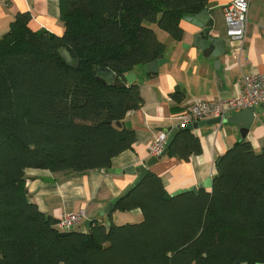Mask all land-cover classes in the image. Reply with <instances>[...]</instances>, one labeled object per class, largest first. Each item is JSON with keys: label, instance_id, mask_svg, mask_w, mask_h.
<instances>
[{"label": "trees", "instance_id": "1", "mask_svg": "<svg viewBox=\"0 0 264 264\" xmlns=\"http://www.w3.org/2000/svg\"><path fill=\"white\" fill-rule=\"evenodd\" d=\"M211 1L60 0L62 36L32 30L29 13L15 18L0 38V264H264V148L247 140L220 157L210 192L172 197L149 171L116 206L140 210L142 220H93L91 234L61 232L26 188L28 169L111 170L133 149L136 132L123 123L143 99L124 77L164 56L154 26L179 43L183 18ZM200 154V139L182 131L167 156Z\"/></svg>", "mask_w": 264, "mask_h": 264}, {"label": "crops", "instance_id": "2", "mask_svg": "<svg viewBox=\"0 0 264 264\" xmlns=\"http://www.w3.org/2000/svg\"><path fill=\"white\" fill-rule=\"evenodd\" d=\"M231 1L212 0L209 7L220 29L214 32V36L224 41L225 55L216 58L194 47L192 34L196 29L183 20L182 41L178 43L170 37L163 40L167 50L159 72L154 77L145 74L143 67H137L132 72L136 74L135 84L139 86L143 99L142 107L129 112L126 120L136 132V142L132 150L113 159L112 169L124 171L147 163L151 159L149 144L161 133L178 127L177 116L195 101L238 96L243 89L244 76L251 73L264 75V36L261 30L264 0H251L248 36L238 60L230 54L231 46L226 39L223 16V7ZM24 13L32 16V30L63 35L60 0H0V38L8 34L15 18ZM243 129V124H225L206 125L194 130V135L200 139L202 154L191 157L187 162L166 156L149 171L161 178L171 196L209 179L214 180L217 175L216 161L237 142L247 140L256 152L264 148V106L257 108L246 137L242 136ZM138 177V174H105L103 171L76 174L73 171L51 173L48 170L28 169L26 188L39 210L56 220L65 214L86 210L87 218L79 226L80 232H86L85 221H103L100 213L115 198L123 196ZM111 218L115 224L119 221L138 223L142 220V212L115 211Z\"/></svg>", "mask_w": 264, "mask_h": 264}, {"label": "built area", "instance_id": "3", "mask_svg": "<svg viewBox=\"0 0 264 264\" xmlns=\"http://www.w3.org/2000/svg\"><path fill=\"white\" fill-rule=\"evenodd\" d=\"M251 0H232L223 7L226 26V39L230 43V54L239 59L244 50V43L248 36L247 26ZM264 36V22L261 27ZM243 89L240 95L216 100L199 99L188 106L178 116V127L200 123L211 119H224L245 109L264 106V75L251 73L242 79ZM169 134L161 133L149 144L150 157H159L163 153ZM87 218L86 210L63 215L58 220L61 232H71L80 226Z\"/></svg>", "mask_w": 264, "mask_h": 264}, {"label": "water", "instance_id": "4", "mask_svg": "<svg viewBox=\"0 0 264 264\" xmlns=\"http://www.w3.org/2000/svg\"><path fill=\"white\" fill-rule=\"evenodd\" d=\"M213 11L209 8L204 9L200 13L190 16V17H184L183 20L192 24L194 28L196 29L194 31L193 35V46L200 49L204 52V54L211 53L213 57H220L221 55L226 54L225 44L224 41L220 37L214 36V32H218L220 29L216 26L215 21L213 19ZM59 53L62 54V56L66 59L67 63L70 65L75 66L76 68L79 67L80 62L73 60L71 54L64 48H61L59 50ZM164 64V56H161L160 59L155 60L151 62L150 64H146L143 66V70L145 74H153L156 75L159 72V68ZM99 75H101L107 82H110L112 84H115V86L118 87H125L124 84H122L121 80L116 77V75L108 70V69H101ZM125 81L128 85H133L136 82V74L130 73L127 74L125 77ZM257 108H251V109H245L241 112L234 114L232 116H227L224 119H211L207 121H203L200 123H195L188 125L184 128H171L167 132L169 133L168 141L166 144V147L159 157H153L151 158L147 163L142 164L139 167L133 166L126 170H120V169H111V170H103V173L108 174H128V175H135L138 174L139 177L137 181L134 183L133 186L129 187L125 193L123 194V197H126L129 195V193L134 189V187L138 186L147 176L149 173V169L158 164L164 157L167 156L169 149L171 148L174 139L176 135L182 131H194L197 129H200L206 125L215 126V125H225V124H243L244 129L242 130V136L246 137L253 122L255 119V113ZM123 126L125 128L131 129V124L129 122L123 123ZM221 158H218L217 164H219ZM213 188V180L209 179L204 183L198 184L195 187H192L190 189L181 190L172 195V197H176L182 194L186 193H194L198 195L202 190L204 189H212ZM120 198H115L113 201H111L105 209L100 213V217L103 220H106V225L110 226V219L112 214L116 211V206L119 202ZM91 225L92 220H86L85 221V228L88 231L89 234H91Z\"/></svg>", "mask_w": 264, "mask_h": 264}, {"label": "rangeland", "instance_id": "5", "mask_svg": "<svg viewBox=\"0 0 264 264\" xmlns=\"http://www.w3.org/2000/svg\"><path fill=\"white\" fill-rule=\"evenodd\" d=\"M154 29H155V32H156V34L160 40L163 41V40L167 39V37H169L166 33L162 32L160 29H158L157 26H154ZM119 219L120 218H118V220ZM126 223H127V221H119L117 224L118 225H124ZM130 224H133V223H130ZM80 229H81V227H79V226L76 227V231H80Z\"/></svg>", "mask_w": 264, "mask_h": 264}]
</instances>
